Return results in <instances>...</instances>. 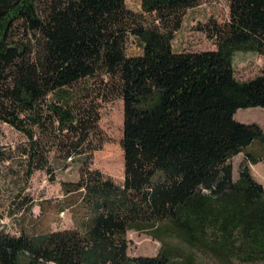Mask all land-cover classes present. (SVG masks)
<instances>
[{"label":"trees","instance_id":"1","mask_svg":"<svg viewBox=\"0 0 264 264\" xmlns=\"http://www.w3.org/2000/svg\"><path fill=\"white\" fill-rule=\"evenodd\" d=\"M140 1L142 13L126 0H0V130L7 123L26 136L0 146V204L4 182L54 176L56 163L86 156L80 177L61 182L58 213L71 211L74 227L11 232L0 223V264L264 261V185L250 168L264 162V130L235 118L264 107V67L240 80L233 63L236 51L264 55V0H229V18L209 28L216 49L197 51H177L173 39L201 0ZM116 97L120 184L90 167L104 142L97 99ZM33 205L24 198L16 213L33 220ZM132 229L161 240L159 252L130 255Z\"/></svg>","mask_w":264,"mask_h":264},{"label":"rangeland","instance_id":"2","mask_svg":"<svg viewBox=\"0 0 264 264\" xmlns=\"http://www.w3.org/2000/svg\"><path fill=\"white\" fill-rule=\"evenodd\" d=\"M127 6L142 13L140 0H126ZM147 16V15H145ZM229 18V0H201L200 3L189 8L182 19L181 27L175 33L173 47L177 51L182 50H208L216 49V41L209 34V28L213 21L220 23ZM130 53L140 51L134 40L128 46ZM235 75L240 80H246L259 74L264 67V55L255 51H236L234 54ZM88 86L82 83L78 86L89 89L93 87V81ZM100 110L99 125L103 130L104 142L100 149L94 150L90 157V167L100 170L105 176L111 177L120 184L124 180V154L121 145L123 137V100L120 97L106 100L98 98ZM235 118L241 122H256L264 130V107L240 108L235 113ZM26 136L7 123H3L0 130V146H16L25 142ZM55 155L54 152L50 154ZM86 156H80L75 161L64 167V162L56 163L54 176H49L45 170H37L27 181L3 183L2 200L0 204V223L5 224L11 232H18L20 223L31 226L33 223L37 231H49L74 227L72 212L64 210L58 213L59 202L63 199L64 192L62 181L77 180L80 177V168ZM244 154L240 153L233 158V174L238 177V170ZM55 163V161H53ZM253 176L264 183V162L260 165L250 164ZM33 199V220L30 215L16 213L17 204L23 199ZM44 205V213L39 204ZM20 216H25L20 217ZM20 222H19V221ZM32 228V227H31ZM128 253L130 255H156L162 246V241L152 236L147 231L129 230ZM166 244L180 245V240L167 236ZM206 264H213L209 259L201 258ZM234 264H264V261L235 262Z\"/></svg>","mask_w":264,"mask_h":264},{"label":"crops","instance_id":"3","mask_svg":"<svg viewBox=\"0 0 264 264\" xmlns=\"http://www.w3.org/2000/svg\"><path fill=\"white\" fill-rule=\"evenodd\" d=\"M252 165H260V162L257 163V164H252ZM258 181L261 182L264 185V183L262 181H260V180H258Z\"/></svg>","mask_w":264,"mask_h":264}]
</instances>
